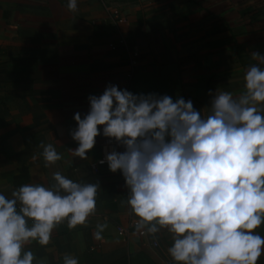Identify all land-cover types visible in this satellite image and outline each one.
Returning <instances> with one entry per match:
<instances>
[{
  "label": "crops",
  "instance_id": "0c3cea01",
  "mask_svg": "<svg viewBox=\"0 0 264 264\" xmlns=\"http://www.w3.org/2000/svg\"><path fill=\"white\" fill-rule=\"evenodd\" d=\"M67 4L0 0V194L11 199L25 184L51 187L55 172L73 182L99 184L96 212L86 224L69 229L65 222L52 231L48 245H25L33 264H63L65 255L78 264H86L85 255L91 264H109L141 249L154 263L164 264V257L175 263L168 250L149 248L155 238L172 246L166 229L145 239L115 235L129 214L121 172L108 165L88 167L109 137L98 126L101 134L88 158L74 157L73 116L79 112L83 118L88 97H99L108 85L135 95H169L173 81L185 101L207 117L215 93L238 98L248 68L264 69L251 56L264 55V0H77L76 12ZM119 39L124 46L117 45ZM160 66L173 67L175 77L158 78L154 71ZM41 144H52L62 159L46 167ZM105 222L103 239L96 240L97 225ZM254 231L264 237V223ZM257 264H264V253Z\"/></svg>",
  "mask_w": 264,
  "mask_h": 264
},
{
  "label": "clouds",
  "instance_id": "9594fccd",
  "mask_svg": "<svg viewBox=\"0 0 264 264\" xmlns=\"http://www.w3.org/2000/svg\"><path fill=\"white\" fill-rule=\"evenodd\" d=\"M67 8L76 12L77 0H68ZM251 56L264 64V55ZM244 81L238 98L215 93L207 117L191 100L135 95L113 85L88 97L83 118L73 116L74 157L88 158L98 126L123 145L125 151H112L100 163L122 173L136 230L171 234L175 264H257L264 253V237L254 231L264 223V69L250 66ZM40 147L46 167L62 159L52 144ZM53 180L51 187L20 186L11 199L0 194V264H33L25 245L46 246L58 225L72 229L95 214L98 183L73 182L60 172ZM107 227L98 224L94 238L103 239ZM63 264L78 260L65 255Z\"/></svg>",
  "mask_w": 264,
  "mask_h": 264
},
{
  "label": "built area",
  "instance_id": "2783aa9c",
  "mask_svg": "<svg viewBox=\"0 0 264 264\" xmlns=\"http://www.w3.org/2000/svg\"><path fill=\"white\" fill-rule=\"evenodd\" d=\"M122 22V21H119ZM117 45L120 46H124V41L123 39H119L117 42ZM107 48L110 51H114L116 49V45L115 44H108ZM130 57H135V53H130L129 54ZM123 149V145L117 143L115 141V139L113 138H106L104 139L100 144H99V156L98 158L93 161L92 163L89 164V170L91 171H97L98 168L102 167V166H106L108 165V163L105 161L103 164L100 163L101 160H105V156L107 154H110L112 151H116L119 152ZM121 185H122V194L126 200V206H127V210L129 212L128 214V218L126 220V222L122 225H117L115 227V235L120 238V239H125L130 235H134L140 239H145L147 237V234L141 231H137L136 227H135V217H132L130 215L131 210L129 208V206L127 205V199H128V189L125 186V181L123 178V175L121 173ZM152 247H155L156 244L155 242L151 243Z\"/></svg>",
  "mask_w": 264,
  "mask_h": 264
},
{
  "label": "rangeland",
  "instance_id": "374dc122",
  "mask_svg": "<svg viewBox=\"0 0 264 264\" xmlns=\"http://www.w3.org/2000/svg\"><path fill=\"white\" fill-rule=\"evenodd\" d=\"M155 74L157 75L158 78H174L175 77V70L173 67L171 68H168V67H165V66H160L158 67L155 71ZM170 85L172 86V89L174 90L173 92H171V94L167 95V96H170L172 97L173 101L175 102V100L177 98H183V96L180 95V92L177 90V87L175 85V82L173 81H170ZM159 96H163V94L161 93ZM185 100V99H184ZM153 241H155V244L156 246L155 247H152L151 246V243L152 242H149V248H153L152 250L153 251H163V252H166L169 247H170V242L167 241L165 238H161V239H158V238H155V240L153 239ZM144 250H140L136 253H133V254H130L133 256V261H137V262H140L141 264H147V263H150V264H157V263H154L152 262L148 257L145 256L144 254ZM130 255H127V256H130ZM125 256V257H127ZM120 259V258H119ZM163 262H165L164 264H175V263H168V259L167 258H162Z\"/></svg>",
  "mask_w": 264,
  "mask_h": 264
},
{
  "label": "trees",
  "instance_id": "16d2710c",
  "mask_svg": "<svg viewBox=\"0 0 264 264\" xmlns=\"http://www.w3.org/2000/svg\"><path fill=\"white\" fill-rule=\"evenodd\" d=\"M84 258H85V263L86 264H91L90 259H89L88 256L85 255ZM62 263H63V261H62ZM109 264H141V263L137 262V261H133V256L130 255V256H127V257H122L120 259H117L114 262L109 263ZM147 264H150V263H147Z\"/></svg>",
  "mask_w": 264,
  "mask_h": 264
},
{
  "label": "water",
  "instance_id": "95a60500",
  "mask_svg": "<svg viewBox=\"0 0 264 264\" xmlns=\"http://www.w3.org/2000/svg\"><path fill=\"white\" fill-rule=\"evenodd\" d=\"M192 104H193L194 109L201 113L200 107L194 103H192Z\"/></svg>",
  "mask_w": 264,
  "mask_h": 264
}]
</instances>
